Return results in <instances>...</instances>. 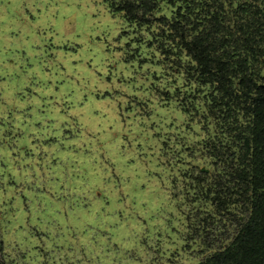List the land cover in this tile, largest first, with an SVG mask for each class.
Wrapping results in <instances>:
<instances>
[{
	"label": "rangeland",
	"instance_id": "374dc122",
	"mask_svg": "<svg viewBox=\"0 0 264 264\" xmlns=\"http://www.w3.org/2000/svg\"><path fill=\"white\" fill-rule=\"evenodd\" d=\"M158 59L106 0H0V264L199 261L205 132Z\"/></svg>",
	"mask_w": 264,
	"mask_h": 264
},
{
	"label": "trees",
	"instance_id": "16d2710c",
	"mask_svg": "<svg viewBox=\"0 0 264 264\" xmlns=\"http://www.w3.org/2000/svg\"><path fill=\"white\" fill-rule=\"evenodd\" d=\"M106 1L147 31L205 132L196 264H264V0Z\"/></svg>",
	"mask_w": 264,
	"mask_h": 264
}]
</instances>
